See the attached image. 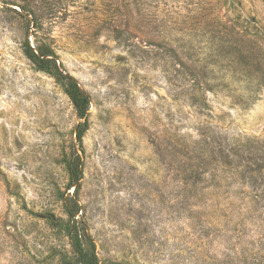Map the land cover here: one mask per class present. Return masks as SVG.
<instances>
[{"label":"rangeland","instance_id":"obj_1","mask_svg":"<svg viewBox=\"0 0 264 264\" xmlns=\"http://www.w3.org/2000/svg\"><path fill=\"white\" fill-rule=\"evenodd\" d=\"M26 44L89 97L81 146ZM71 209L98 264H264V0H0V264H79Z\"/></svg>","mask_w":264,"mask_h":264},{"label":"trees","instance_id":"obj_2","mask_svg":"<svg viewBox=\"0 0 264 264\" xmlns=\"http://www.w3.org/2000/svg\"><path fill=\"white\" fill-rule=\"evenodd\" d=\"M26 1V0H22ZM5 4L13 5V3L4 2ZM20 9H22L20 7ZM177 22H173L172 24H168L167 28L164 29L163 26H161L162 30L155 33V38H160L161 42L165 43L164 45L168 47V44L173 52V55H170L172 57L176 56L179 52V41L177 39H172V36L170 35L172 32L179 33L180 30L177 31ZM216 26L220 27L223 31L226 30L224 26H222L221 23H218L215 21L214 23ZM148 24H144L142 28V36L150 34L152 36V33L147 30ZM177 31V32H176ZM221 32V31H217ZM227 34V33H226ZM228 38L232 36V34H227ZM234 36V35H233ZM227 38V39H228ZM227 39H222V37L219 38H213L211 40L206 39L199 43L197 51L199 53L198 57L190 56L187 59L189 62L194 65L196 68L199 66L200 63H203L204 60L208 59L210 64L212 66L218 64L219 62H222L220 58L222 57L220 55L221 51L224 49V45L228 44ZM144 50V49H143ZM219 51V52H217ZM216 53V54H215ZM24 54L25 56L32 61L38 69L41 71L46 72L47 74L51 75L56 83L60 85V87L63 89L64 93L69 98L70 102L72 103L74 110L78 116V119L82 120L79 122L75 129V140L78 142V145L81 146L82 139L84 136V133L87 130V111L89 106V97L83 92V90L78 86V84L74 81L73 78L68 76L67 74H64L55 63V55L53 52V49L48 46H37L34 50L28 45H25L24 48ZM169 56V58H170ZM179 60V59H178ZM214 62V63H212ZM173 71L176 73L179 71V68L184 66V63L180 60L178 62L172 63ZM207 66H203V69H205ZM176 68V69H175ZM76 160H78V157L76 156ZM71 165V164H70ZM72 166V165H71ZM69 167V182H68V189L72 188L73 192H75L79 186V170L77 167V164H75L72 167ZM69 211H75V210H69ZM76 211L73 213H70L69 220L67 223V230L70 235V241L71 244L77 254V261L79 264H98L97 258L93 252H88L86 249L82 247L81 241L82 236L80 235V229L77 227L76 222H74V218Z\"/></svg>","mask_w":264,"mask_h":264}]
</instances>
